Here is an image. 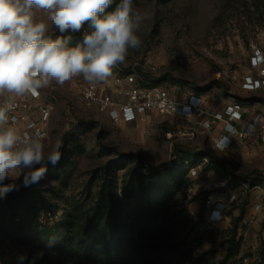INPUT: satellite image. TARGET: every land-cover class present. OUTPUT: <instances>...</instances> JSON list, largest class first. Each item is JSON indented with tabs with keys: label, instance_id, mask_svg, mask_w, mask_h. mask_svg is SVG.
I'll return each mask as SVG.
<instances>
[{
	"label": "rangeland",
	"instance_id": "rangeland-1",
	"mask_svg": "<svg viewBox=\"0 0 264 264\" xmlns=\"http://www.w3.org/2000/svg\"><path fill=\"white\" fill-rule=\"evenodd\" d=\"M135 6L149 14L139 32L142 45L129 50L112 76L136 66L155 83L169 82L180 95H203L206 105L235 99L264 114V91L247 92L239 87L248 71L252 47H264V0H137ZM38 16L42 18V14ZM87 83L76 77L63 86L42 89L43 101L54 106L45 143L74 131L85 146L62 176H44L38 182L42 194L60 206L58 214L75 202L85 207L92 203L97 186L93 176L109 162L122 166L119 174L123 177L145 171V161L172 166L176 144L197 152L213 148L214 130L203 129L197 119L149 114L130 124L114 123L80 98ZM216 152L232 173H264V143L254 153H246L242 146ZM208 161L201 157L197 174L188 173L189 182L182 185L175 199L177 210L192 216L184 235H195L202 216L207 219V237L198 253L206 257L207 264H263L264 185L241 182L232 186L227 174L206 169ZM22 180L16 182L23 184ZM233 192L236 197L226 208L224 219L211 222L214 206L208 200L217 201L222 194ZM256 204L260 205L257 209ZM242 212L234 232L232 221ZM21 255L27 257L22 264L39 263L38 250L7 241L0 247V264H21Z\"/></svg>",
	"mask_w": 264,
	"mask_h": 264
},
{
	"label": "trees",
	"instance_id": "trees-1",
	"mask_svg": "<svg viewBox=\"0 0 264 264\" xmlns=\"http://www.w3.org/2000/svg\"><path fill=\"white\" fill-rule=\"evenodd\" d=\"M116 3L119 0L108 10ZM50 35L55 39L62 34L56 30ZM63 35H71L70 46L82 41V32ZM61 141V159L55 166L47 165L45 176H62L85 149L74 131L66 132ZM174 153L170 167L145 161V171L123 177L119 174L122 166L109 162L93 176L97 186L92 203L85 207L75 202L61 214L60 206L42 194L38 183L25 187L16 182L4 202L0 200V247L9 241L38 250L37 264H207L198 253L207 237V219L199 218L194 236L184 235L192 216L175 206L180 188L189 182L191 167L208 157L206 169L227 174L232 186L241 182L264 185V173H232L214 148L197 152L176 144ZM43 212H51L54 222L42 220ZM243 215L233 219L234 232ZM261 256L264 264V240Z\"/></svg>",
	"mask_w": 264,
	"mask_h": 264
},
{
	"label": "clouds",
	"instance_id": "clouds-1",
	"mask_svg": "<svg viewBox=\"0 0 264 264\" xmlns=\"http://www.w3.org/2000/svg\"><path fill=\"white\" fill-rule=\"evenodd\" d=\"M0 0V198L17 187L38 183L61 159V140L46 144L39 129L21 131L10 114L14 98L36 96L53 84L63 86L76 77L90 84L104 82L125 62L129 50L139 49L147 12L133 0ZM38 14H42L38 16ZM53 29L62 35L52 38ZM82 41L70 46L71 35ZM226 142L216 143L224 151ZM5 180L11 181L4 184ZM27 259L21 255L22 264Z\"/></svg>",
	"mask_w": 264,
	"mask_h": 264
},
{
	"label": "built area",
	"instance_id": "built-area-1",
	"mask_svg": "<svg viewBox=\"0 0 264 264\" xmlns=\"http://www.w3.org/2000/svg\"><path fill=\"white\" fill-rule=\"evenodd\" d=\"M248 71L239 83L243 91H264V47L255 45L248 57ZM51 98H55L51 95ZM83 102L105 113L114 123H133L144 119L149 114L171 115L179 119H197L200 127L215 130L213 148L216 143L226 142L225 152L235 146H242L246 153H254L259 144L264 143V114L256 109H249L238 100H231L217 107V103L206 105L200 94H178L167 82H157L140 74L136 66L122 74L116 73L104 82L85 84L80 92ZM4 98H0V103ZM16 126L21 131L33 132L39 129L48 136L49 122L54 109L51 101H43L42 89L36 96L26 95L14 98ZM32 111L36 113L32 115ZM45 137V138H46ZM216 150V149H215ZM219 151V150H216ZM190 174H197V166L191 167ZM236 195L222 194L213 204L211 222L223 220L225 210ZM256 209L260 207L256 204ZM51 212H43L41 219L51 218Z\"/></svg>",
	"mask_w": 264,
	"mask_h": 264
},
{
	"label": "crops",
	"instance_id": "crops-1",
	"mask_svg": "<svg viewBox=\"0 0 264 264\" xmlns=\"http://www.w3.org/2000/svg\"><path fill=\"white\" fill-rule=\"evenodd\" d=\"M42 92H43V90H42ZM0 98H3V97H0ZM16 98H18V97H16ZM221 104H222L221 102H218L216 105H217V107H220ZM32 115L35 116L36 113H34V111H32ZM127 124H130V123H127ZM220 127H221V124L220 123H217L216 126H215V130H214V134L215 135L217 134V132H218V130H219Z\"/></svg>",
	"mask_w": 264,
	"mask_h": 264
}]
</instances>
